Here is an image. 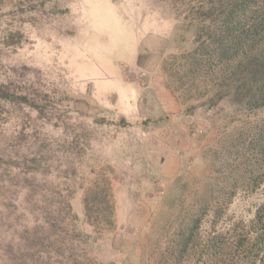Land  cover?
I'll return each instance as SVG.
<instances>
[{
	"label": "rangeland",
	"instance_id": "1",
	"mask_svg": "<svg viewBox=\"0 0 264 264\" xmlns=\"http://www.w3.org/2000/svg\"><path fill=\"white\" fill-rule=\"evenodd\" d=\"M18 1L1 7L0 82L53 101L43 118L1 102L0 167L36 154L44 168L39 184L76 190L71 205L80 224L85 188L107 189L112 225L100 236V260L193 264L192 254L170 260L176 235L196 211L214 151L252 118H227L224 104L190 109L180 88H168L164 67L179 63L174 56L193 35L157 0H50L35 8L41 1L27 0V12L16 9ZM58 173L67 179H53ZM7 184L10 217L32 225L39 217L33 195ZM263 199L264 186L237 197L232 210L249 218Z\"/></svg>",
	"mask_w": 264,
	"mask_h": 264
},
{
	"label": "trees",
	"instance_id": "2",
	"mask_svg": "<svg viewBox=\"0 0 264 264\" xmlns=\"http://www.w3.org/2000/svg\"><path fill=\"white\" fill-rule=\"evenodd\" d=\"M20 1L14 6L27 12L50 0L30 7L27 0ZM157 1L169 9L179 27L193 35L190 47L174 56L179 63L164 67L171 78L168 88H180L182 96L191 100L190 109L224 104L229 109L227 118L241 123L243 117L252 118L253 124L242 125L230 143L214 151L215 160L205 176L208 184L193 217L178 231L176 253L170 260L179 263L182 256L192 254L193 264H264V199L251 205L253 212L247 207L245 212H252L249 218L232 210L237 197H247L264 186V116H253L264 112V0ZM11 32L10 37L21 35ZM52 101L46 92L0 82V106L3 102L4 107H26L43 118ZM123 122L120 118L119 123ZM10 162L7 169L0 167V264H114L97 255L100 236L112 225L111 206L104 199L107 189L97 183L85 188L81 224L90 228L86 230L72 209L75 189L38 183L37 175L44 168L36 154ZM57 178L67 179L61 173L53 177ZM7 181L19 183L33 195L32 209L39 217L34 216L32 225L10 217L12 209L4 197L10 191Z\"/></svg>",
	"mask_w": 264,
	"mask_h": 264
}]
</instances>
